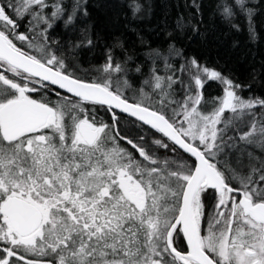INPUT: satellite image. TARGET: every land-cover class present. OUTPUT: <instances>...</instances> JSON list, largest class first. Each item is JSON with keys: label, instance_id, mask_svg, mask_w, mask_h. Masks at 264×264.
I'll list each match as a JSON object with an SVG mask.
<instances>
[{"label": "snow or ice", "instance_id": "snow-or-ice-1", "mask_svg": "<svg viewBox=\"0 0 264 264\" xmlns=\"http://www.w3.org/2000/svg\"><path fill=\"white\" fill-rule=\"evenodd\" d=\"M257 7L217 0L251 40ZM81 11L0 0V264H264V96L174 44L145 73L117 42L81 74L89 30L50 35Z\"/></svg>", "mask_w": 264, "mask_h": 264}, {"label": "trees", "instance_id": "trees-1", "mask_svg": "<svg viewBox=\"0 0 264 264\" xmlns=\"http://www.w3.org/2000/svg\"><path fill=\"white\" fill-rule=\"evenodd\" d=\"M73 2L64 0L65 5ZM197 2L201 5L199 14L190 6V0H81L87 15L82 11L78 13L75 24L69 28L57 22L50 35L67 47L79 40L81 29L89 30L93 46L74 49L70 54L71 62L78 66L81 74L85 71L91 74L99 67L105 60L107 48L117 42L123 49L117 48L115 54L121 59L125 54L131 56L129 67L140 65L145 73L151 63L146 53L156 48L166 50L174 44L184 56H195L234 81L250 84L254 94L264 96V0H252L258 4L254 17L255 40L249 38L243 18L236 20L239 31L221 19L217 0ZM137 3L141 5L139 12L134 11ZM181 17L183 27L178 28ZM193 27L198 30L194 32ZM176 62L183 61L176 58ZM130 75L133 82L139 84L140 76ZM204 91L206 97H216L221 94V87L216 82H208ZM242 95L247 97L249 91L245 89Z\"/></svg>", "mask_w": 264, "mask_h": 264}]
</instances>
